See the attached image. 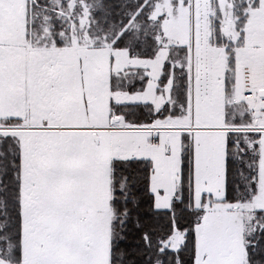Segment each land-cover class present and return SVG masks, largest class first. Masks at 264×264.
Listing matches in <instances>:
<instances>
[{
    "label": "snow or ice",
    "instance_id": "1",
    "mask_svg": "<svg viewBox=\"0 0 264 264\" xmlns=\"http://www.w3.org/2000/svg\"><path fill=\"white\" fill-rule=\"evenodd\" d=\"M0 264H264V0H0Z\"/></svg>",
    "mask_w": 264,
    "mask_h": 264
}]
</instances>
